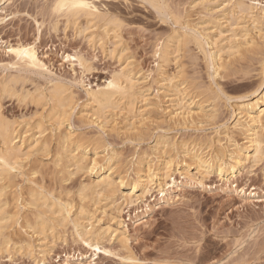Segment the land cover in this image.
Segmentation results:
<instances>
[{
  "label": "rangeland",
  "instance_id": "obj_1",
  "mask_svg": "<svg viewBox=\"0 0 264 264\" xmlns=\"http://www.w3.org/2000/svg\"><path fill=\"white\" fill-rule=\"evenodd\" d=\"M166 1L171 4L169 6L172 10L179 11L183 18L181 23L190 21L192 25L196 24L195 26L199 29L205 26L210 27L212 38L220 39L229 36L232 34V30L236 29L239 35H244V37L257 43L255 46L258 49L254 45H250L251 50L247 51L246 46H244L242 52L228 57V67L222 69L216 76L218 86H221L228 95L237 97L250 94L253 90L252 87L260 80L259 67H261V60L264 57V17L259 21V24H254L246 18H239L240 15L227 14L228 11H221L220 7L214 11L210 10L212 12L205 8V11L204 6L196 5L199 0ZM240 1L248 4L260 2V5L264 7V0ZM97 2L100 3L101 9L121 18V20L118 19L123 23L119 29L121 31L120 42L122 43L119 42L114 46V39L111 40L110 38L103 45L98 43L97 38L94 39L97 42L95 43L92 36H97V29L89 28L84 31V25H86L84 21H81L84 25L79 29L73 24H67L62 16L59 18L54 14L52 16V12L49 10L51 11L50 7L53 0H8L3 5V11H0V18H2L0 22V79L13 75L22 76L24 79L17 82L18 88L24 87L32 91L39 85L45 88L51 85L48 82L50 80L49 75L44 78L9 65L12 62V56L8 52L9 44H15L20 40L33 41L36 44L39 57L52 70L51 78L73 84L75 102L73 100L72 104H77L74 105L77 107L73 110L71 119L61 126L65 129H61V132L65 133V131L71 130L76 137L83 138V141H86L85 146L89 150L88 159L97 157L98 167L105 164L103 158L108 151L107 149L109 147L115 149L119 154L120 161L114 167V176L116 178L124 177L127 185L123 187V191L127 192L131 180L135 179V167L139 159L142 162L138 166L143 173L149 166L148 164L151 163L153 167H156L161 164L162 158L169 156H172L176 162L189 165V173L187 178L179 176L178 173L174 175L178 180L179 187L174 188L169 193L168 199L161 198V194L154 192V196H148L146 202L150 206L136 209L135 206L126 207L125 203L122 205L124 208L122 218L126 219L129 224V241L125 247L120 246L117 240H112L107 242L109 244L107 247L111 252L90 250L80 242L73 240L74 237L70 228L64 232L63 228L58 226V229L55 230L57 233L51 230L46 233V241L56 239L58 243L51 247L45 264L131 263V260L128 261L124 258L126 256L136 257L135 261L139 262L137 264H264V155L257 162L258 164L255 163L256 161H250L243 168L238 166L237 169L239 170L234 171L235 173L228 172L220 175L216 166L210 169L197 167L192 154L184 157L181 148L170 152V149L164 148L163 145L155 144L159 134L173 136L179 141L188 139V143L193 142L198 136L203 139L216 137V141L220 137L223 139L225 135V130L221 124L229 122L228 124L231 126L232 120L229 119L230 111H228L231 108L226 104L225 99L214 101L209 96L210 87L217 85L209 77L208 65L201 48L195 42L190 41L189 44L186 43L184 47L183 45L180 47L181 51L178 52L176 49L177 51L170 55L169 59L171 60L162 65V70L167 71L165 74L176 75L175 81L182 89V92L177 94L168 87L167 82H158L154 79L157 78L158 72L155 51L158 44L165 39L167 40L169 35L174 32L173 30L182 32L180 26L175 24L173 20L159 14L143 0H97ZM219 2L215 0L214 4ZM210 15H213V18H210ZM237 22H240V25H237ZM240 27L242 28L240 29ZM219 34L221 35L219 36ZM240 40L243 38L241 37ZM114 47L117 48L112 53L111 49ZM68 54H77L76 56H82L83 60L87 59L86 62H89L87 63L89 65L88 71L83 69L78 61L67 58L66 55ZM132 60L136 71L138 69L142 72L153 71L152 78L150 77L141 86L149 94L151 101H155V104L153 103L155 106L152 104V110L145 114V119L136 124L137 129L131 128L128 118L130 114L128 113V115L126 110L122 108L107 109L104 114H98L102 116L99 118L93 113L95 110L93 106L91 104L89 106L85 92V88L91 86L95 88L105 83L114 71L119 70L121 66L126 65L128 61L132 62ZM73 81H76V86ZM82 82L85 87H83ZM179 99H183V101H179ZM199 102L202 103V106ZM143 104L142 97L140 99L139 96L136 107H142ZM0 105L5 116L11 120L15 119L16 124L21 123L19 128L22 132L27 131L24 133V135L27 134L26 136L38 132V128L35 129L36 121L41 118L42 113L47 114L46 111L51 108L50 104L44 105L42 103L40 105L34 101L31 102L30 99L21 100L17 96L2 95L1 92ZM188 105L200 113L204 112V109L208 113H212V109H216L218 112H215L214 118H200L203 122L199 124L181 123V125L180 123L176 124L178 122L173 120L174 123L169 118L171 116L168 115L173 112L174 108L187 107ZM202 107H204L203 111L201 110ZM44 120L46 131L43 135L47 136L48 134L47 137L52 139H50L52 148L50 147L48 155V152L43 151V154L39 152V154L32 155L31 158L23 161V172L29 174L24 173L22 176H16L14 181L18 182L11 189V192L13 190L14 193H10L12 195L10 197H14L15 193L21 191L24 198H27V191L33 185L27 177L32 174V171L37 169L39 171L41 168L43 171H37V175L36 173L31 175L34 178L31 176L29 178L35 179L36 183L39 184L44 185L45 183V188L51 190L55 195L61 194L63 198L68 197L67 199L74 200L72 202L77 207L80 199L76 191L79 190L80 182L96 180L98 174L96 172L92 174L81 172L73 174L71 177L66 174H59L57 170L51 171L53 168L54 170L57 169L54 162L57 158L55 151L59 149L56 146L59 131H56V127L52 125L54 119ZM101 121L103 125L99 124ZM32 124L35 125L32 126ZM219 131L221 132L219 133ZM235 135L240 143L246 142L244 135L238 132ZM218 136L219 138H217ZM224 141L226 140L223 139L222 143H225ZM154 146L157 147L154 148ZM203 146L205 147V144ZM57 147L58 149H56ZM204 150L206 152L209 149ZM177 151L179 153H176ZM156 155L161 156V158L157 159ZM35 165L37 169L34 168ZM29 168H32V171ZM242 169L243 171H241ZM204 170H206L205 173ZM43 172L44 177L42 176ZM54 174L56 175L54 176ZM232 174L233 178L231 177ZM60 177L63 179L61 180ZM238 188L239 192L235 190ZM242 188L245 192L241 191ZM63 194L68 196L64 195V197ZM155 196L157 197L155 198ZM104 203L105 200L99 205ZM28 206L31 208H27L26 205L22 208L23 210L21 209V219L18 223L14 222L15 224L12 222L8 232L13 233L14 240L21 237L29 238V241L36 248L39 242L36 235L31 238V235L25 232V220H29L33 216L31 211L33 206ZM129 213L132 214L131 219H129ZM21 225L22 227H20ZM27 230L31 233V229ZM52 243L54 242L50 244ZM14 250L11 254L7 251H1L0 264H44L43 261L37 262L35 255L30 256L22 249L20 251Z\"/></svg>",
  "mask_w": 264,
  "mask_h": 264
},
{
  "label": "bare ground",
  "instance_id": "obj_2",
  "mask_svg": "<svg viewBox=\"0 0 264 264\" xmlns=\"http://www.w3.org/2000/svg\"><path fill=\"white\" fill-rule=\"evenodd\" d=\"M7 1L8 0H0V11H3V5ZM143 1L151 5V7H153L159 14L173 20L174 23L179 25L183 30L182 32H180L179 30L172 29L174 32L171 33L168 38L166 37L167 40L165 39L158 44V47L155 51V56L157 59L156 67L158 72L156 75L157 78L155 77L154 79H156V81L158 82H167L169 88H172V90L177 92V94L178 92L181 93L182 89L179 88L180 85L175 81L176 75L169 76L165 74L167 73V71L165 72L164 70H162V65L171 60L169 58L172 53L177 50L178 52L181 51L180 47H182V45L184 47V44L190 41L195 42L196 45L201 48L204 58L206 59L210 79H212V81L217 85L215 87H210V98H213L214 101L218 99H225V101L227 102L226 104H228L231 108V110L228 109V111H230L229 119L232 120L231 126L228 124L229 122L221 124V127H223V129L225 130V135L223 136L224 138H222L226 140L224 141L226 144L222 143L223 139H221V137L220 139L215 141L216 137L214 139H203L202 137L199 138L198 136L193 140V142L188 143V139L179 141L177 139H174L173 136H166L167 134H159V136H157L158 138L155 144L163 145L164 148L170 149V152L171 150L176 151L181 148L180 150H182L181 152L184 157L188 156V154H192V158H194V161H196L195 163H197V167H201V169H203L202 167H204L205 169H210L216 166L220 175L228 172L235 173L234 171L239 170L237 169L238 166H242L243 168L244 165L246 166V163L250 161H256L255 163H257L264 155V57L261 60V67H259L260 80L254 85V87H252L253 90L250 94H244L237 97L230 96L225 93L221 86H218L216 82V76L219 74V72H221L222 69L228 67V57L242 52V48L244 46H246L247 51H250V45H254V47L256 48L257 46H255V44L257 43L247 37H244V35H239L236 32V29L232 30V34L229 36L220 39L212 38L210 27L205 26L202 27V29H199L195 26L196 24L192 25L190 21L181 23V20L183 19L181 14L176 9L175 10L178 13L175 12L174 9L172 10L170 8L171 4H168V1ZM218 1H220L218 4H214L215 0H199L196 5H202V7L204 6L203 9L206 8L209 10V12H212L210 10H217V8L220 7L221 11H228L227 14L231 13L232 16H236V14L240 15L239 18H246L254 24H259V21L264 17V7L260 5V2H251L250 4H248L240 0ZM80 2H85L91 5V7H72L73 4ZM99 4L100 3H98L97 0H53L52 6L50 7L51 11L49 10V12H52V16H58L57 18L61 16L64 17V20L67 24H73V26H76V28L79 29L84 25V23H82L81 21H84L86 24L84 25V31L89 28L97 29V36H92L93 41L97 38L98 43L100 42L103 45L104 43H107L106 41H108L110 38L111 40L114 39L113 43L115 46L121 41V31H119V29L121 24L123 23L120 22V17H118L120 18L119 20L115 14L113 16L108 11L101 9ZM211 17L213 18V15H210V18ZM1 21L2 18H0V22ZM236 24L240 25V22H237ZM241 28L242 27H240V29ZM93 33L96 34L94 31ZM221 34L223 33L221 32ZM221 34H219V36ZM241 37L243 38V40H240ZM115 48L117 47L111 49L112 53L115 52ZM37 51L38 50L36 48V44L33 41L27 42L20 40L15 44H9L8 52L12 56V62H10L9 65L19 70H25L44 78H46V75H49L50 80L48 82L51 83V85H48L49 87L45 88L39 85L36 86L32 91L29 89H25L22 86V88H18L17 82H19L20 79H24V77L22 76L13 75L0 79V92L2 95L5 94V96H17V98L21 100L30 99L31 102L34 101V103L36 102L40 105L42 103L44 105L50 104L51 107L49 111H46L48 112L47 114L42 113L41 118L36 121L37 123L35 129L37 130L38 128V132L26 136L27 134L24 135V133H26L27 131L22 132L19 128L21 123L16 124L17 122L15 121V119L11 120L7 116H5L1 110L0 105V252L7 251L9 254H11L13 252V249L19 251L22 249L26 252V254H29L30 256L35 255V260H38L37 262L43 261V263L45 264L47 255L51 252V247L58 243L56 242V239H52V241H46V233L47 231L49 232V230H51L52 232L55 231L56 229H58V226H61L64 232L68 231V229L70 228V231H72V235L74 237L73 240L80 242L90 250H102L105 252H111V250L107 247L109 246L107 242H111L112 240H117L120 246L125 247L127 242L129 241V224L127 223L126 219L122 218V213L124 212V208L122 207V205L125 203L126 207L132 208V206H135L136 209L147 206L149 205V203H146L148 201V196L153 197L154 192H157V194H161V198L168 199L169 193H171L174 188L179 187L178 180L174 175L178 173L179 176H184V178H187L190 166L187 164L176 162L172 156H169L167 158H162V160H160L161 164H159L158 166L154 164V166L156 167H153V164L151 163L148 164L149 166L143 173L140 166H138L142 162L141 159H139L138 163L136 162L135 167L136 177L135 179L131 180L128 191H123L122 189L127 185V182L122 176H120L119 178H116L114 176V167L120 161L119 154L117 153V151H115V149H110V147L108 146L110 150L107 149L108 151L103 158L105 160V164L98 167L99 161L97 157H93L91 160L88 159L89 150L87 149V146H85L86 141L84 142L83 138L76 137L71 130H67L65 131V133L61 132V129H64V127L61 128V126L64 125L66 121H69L71 119L73 110L77 107L74 106L77 104H72L74 100V90L72 87L73 84H68L66 82L60 81L59 79L57 81L53 80V78H51L52 70H50V68H48L49 66L46 65L44 61H42ZM76 55L77 54H68L66 55V57L78 61L81 67H83V69L85 68L88 71L89 65L87 63L89 62H86L87 59L83 60L82 56L80 57V55ZM152 72V70L148 72H142V70L139 69L136 71L132 60V62L128 61L126 65L121 66L119 70L114 71L110 75L111 77L105 83H102L95 88L92 86L89 88H85L89 106L91 104L95 109L93 110V113L95 115H98L99 113V115H102L105 113V110L107 111V109H125L127 114H130V117H128L130 120L126 117V119L130 121L129 125H131L132 129L136 128V124L145 119V114L152 110L151 106L155 102L151 101L149 94L145 89L143 90V87L141 86L150 77L152 78ZM75 82L73 81L74 85L76 84ZM83 87H85L84 83ZM139 96L140 99L142 97L144 103L143 105L145 107H136V101ZM181 100L183 101V99H179V101ZM160 101L161 100H159V102ZM200 105L202 106V103H200ZM203 109L204 107L201 108L202 111ZM172 111L173 112L168 115L171 116L169 118H171L172 121L175 120L176 122H178L176 124L182 123L189 125L194 123H202L203 121H201L200 118L213 117L215 115V112H218V110L212 109V113H208V111L206 112L204 109V112L200 113L198 111H194L192 109V106L190 105H188L187 107L182 106L177 109L174 108V110ZM99 115V118L102 117ZM197 117L198 119H196ZM44 119H54L52 125L56 127V131H59V134H57L58 145L56 144L59 149L57 147L56 149H58V151L54 150L55 153L57 152V154L54 153L55 157L57 155V158L54 162V166L57 169L54 170L53 168V170L51 171L55 172L57 170L59 174H66L71 177L73 174L75 175L81 172H85L87 174L96 172L98 174L96 180L92 179L89 182H80L79 190L77 189L76 191L77 195L79 194L80 199L77 207L74 205V202H72L74 200L71 201L70 199H67L68 197L63 198L61 194L55 195L51 190L45 188V183L44 186L43 184L36 183L35 179L31 180L32 178H34L31 175L38 171L36 165L35 167L33 166L35 169H37L34 172L32 171V168H29L32 171V174L29 175V177L31 176L32 178H27L33 183V185L30 186L29 191H27L28 197L24 198V195L21 191L15 193L16 195L14 197H10L12 196L10 193L13 192V190L11 192V189L16 185L15 183L18 182L14 181V179L17 178L16 176H22L25 173L23 172V161L31 158L32 155L39 154V152H42V154L44 152H48L47 155L49 154L52 139L50 137H47L48 134L47 136L43 135L46 131V128L44 126ZM131 120L133 121L131 122ZM102 121L99 123L100 125L102 124ZM175 121L173 122L175 123ZM34 125L35 124H32V126ZM220 132L221 131H219V133ZM237 132L241 135H244V138L246 139V142H243L244 144L240 143L239 139L236 138L235 134ZM53 133L54 132H52V134ZM217 138H219V136ZM99 143L100 142H98V144ZM204 144L205 147L203 146ZM156 147L154 146V148ZM206 148L209 150L204 152V149ZM176 153H179V151H177ZM156 156L157 159L161 158V156L159 155ZM39 171L43 170H41L40 168ZM205 171L206 170H204V173ZM241 171H243V169ZM55 175L56 174H54V176ZM42 176L44 177V172ZM231 177L233 178V174ZM51 189L53 190V188ZM235 190L239 192V188L238 190ZM241 191L245 192L243 188L241 189ZM64 195L65 194H63V196ZM65 196L68 195L66 194ZM156 197L157 196H155V198ZM104 200L105 203L99 205ZM26 205L27 208L29 207L28 205L33 206L31 209V211L33 212V216L30 217L31 220H25V232L28 235H31V238L36 235V237L38 238L37 240L39 241L37 244L38 247L36 248L33 246L31 241H29V238L26 237V239L21 237L18 240H14L15 237L12 236L13 233H10V231L8 232V228L9 226H12L10 225L12 222L13 224H15L14 222H19L22 217L21 209ZM128 215L130 216L129 219H131L132 214L129 213ZM20 227H22V225ZM27 229H31V233ZM64 240L66 241V238ZM51 242L54 243L50 244ZM124 258L128 261H132L129 264L139 263L135 261L136 257L134 256H126Z\"/></svg>",
  "mask_w": 264,
  "mask_h": 264
},
{
  "label": "snow or ice",
  "instance_id": "obj_3",
  "mask_svg": "<svg viewBox=\"0 0 264 264\" xmlns=\"http://www.w3.org/2000/svg\"><path fill=\"white\" fill-rule=\"evenodd\" d=\"M72 7H75V8H89L91 7V5L85 3V2H80V3H76V4H73Z\"/></svg>",
  "mask_w": 264,
  "mask_h": 264
}]
</instances>
